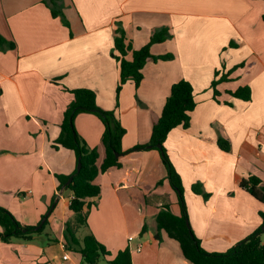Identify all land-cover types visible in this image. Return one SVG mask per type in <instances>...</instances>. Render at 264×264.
<instances>
[{"label": "crops", "instance_id": "obj_1", "mask_svg": "<svg viewBox=\"0 0 264 264\" xmlns=\"http://www.w3.org/2000/svg\"><path fill=\"white\" fill-rule=\"evenodd\" d=\"M42 1L0 0V34L15 43L12 50L0 49V207L22 226H37L50 210L42 233L0 240V264H81L65 230L75 220L68 207L72 194L59 189L56 178L71 175L77 165L74 152L55 142L73 100L66 89H91L101 109L115 111L126 152L149 141L172 84L189 81L196 102L189 126L173 129L164 147L182 180L190 227L202 248L215 253L260 228L264 205L239 184L254 175L264 187V0H62L70 27L52 18ZM217 1L227 4L217 7ZM188 7L194 12L185 13ZM115 20L132 49L167 27L171 37L150 52L174 56L148 60L139 86L126 82L117 100ZM215 71L216 79L226 80L214 99ZM244 86L248 101L231 95ZM74 127L96 148L99 168L101 121L80 113ZM218 138L229 143L228 151L218 147ZM196 183L207 199L192 191ZM94 184L100 193L84 200L85 234L76 227L78 240L92 234L110 252L107 259L127 248L132 264H191L178 242L157 229L161 207L180 215L158 150L121 155L119 167L98 173ZM49 234L55 235L51 246Z\"/></svg>", "mask_w": 264, "mask_h": 264}, {"label": "trees", "instance_id": "obj_2", "mask_svg": "<svg viewBox=\"0 0 264 264\" xmlns=\"http://www.w3.org/2000/svg\"><path fill=\"white\" fill-rule=\"evenodd\" d=\"M42 2L49 9L52 18H58L62 25L70 27L63 12L62 0H43ZM262 21L264 22V14ZM113 24V50L119 68V81L116 87L117 100L121 87L126 82L131 81L135 87L139 86L143 78L142 69L148 60L154 62L168 61L172 60L174 56L171 53L154 56L150 52L152 45L162 43L171 37L167 27L155 29L146 44L139 49H132L121 21L115 20ZM14 48V41L8 40L0 34V49L6 51ZM217 75L218 71H215L210 82L214 99L219 93L216 86L226 80L224 75L216 79ZM66 90L73 95V100L64 112L60 133L55 142L56 147L60 146L73 151L76 164L79 159L81 166L79 171L75 169L69 176L56 175V178L59 182L58 188L63 187L72 194L68 207L75 214V220L74 223L66 225L65 230L70 238L69 243L76 248V252L80 255L81 264H132L127 248L118 251L113 258L107 259L111 256L110 252L92 234L85 235L81 240H78L74 235V229L85 224V218L82 215L84 200L100 193L99 187L94 184V179L98 173L105 172L112 167H119L121 155L146 149L159 151L166 171V180L174 191L180 207L179 216L172 215L167 206L161 207L156 215L157 229L158 231L163 230L168 237L178 242L182 255L187 261L191 264H264V244L259 239L261 228L225 252L215 253L207 252L202 248L200 241L190 227L182 180L170 162L164 147V143L173 129L189 126L190 113L196 106L193 87L189 81L180 79L172 84L161 114L152 126L149 141L126 152H122L121 149V140L125 129L115 111L101 109L97 105L96 95L91 89ZM231 95L237 99L248 101L250 89L245 86L239 87ZM80 113L94 114L103 125L101 142L104 147V158L99 168L96 166L98 159L96 148L88 147L75 130L74 118ZM216 143L221 150H229V143L226 140L218 138ZM70 177L72 178L71 182L66 184ZM239 187L254 200L264 205V187L258 177L252 175L243 179ZM191 189L195 194L203 196L204 199L209 197L207 193L203 192L200 184H193ZM259 215L262 219V225H264V213L260 212ZM44 217L46 216H43L42 219ZM46 224L47 217L38 229L36 227L39 224L37 226H22L7 209L0 207V240L4 243H9L12 239L28 240L31 236L42 233Z\"/></svg>", "mask_w": 264, "mask_h": 264}, {"label": "rangeland", "instance_id": "obj_3", "mask_svg": "<svg viewBox=\"0 0 264 264\" xmlns=\"http://www.w3.org/2000/svg\"><path fill=\"white\" fill-rule=\"evenodd\" d=\"M220 1H217V2H214V5L216 6V5H218L217 7H219V6H222V3H224V4H227V3H225V2H221L220 4ZM225 7V6H224ZM184 10V12L186 13V12H189V13H192V12H194V10L195 9H190V7H188V9L187 8H185V9H183ZM261 233L259 234V239H260V242L262 243V244H264V231H263V229H264V225H261ZM85 227L83 226H81V229H80V231H79V233H78V235L79 236H83L85 233ZM42 236L43 237H46L45 236V234H42ZM48 238H50L51 240H53V242H47V239L45 240V242H46V244H49L50 246L51 245H53V243H54V239H55V235H53V234H49L48 235ZM13 240V239H12ZM11 240V241H12Z\"/></svg>", "mask_w": 264, "mask_h": 264}, {"label": "water", "instance_id": "obj_4", "mask_svg": "<svg viewBox=\"0 0 264 264\" xmlns=\"http://www.w3.org/2000/svg\"><path fill=\"white\" fill-rule=\"evenodd\" d=\"M80 166H81V163H80V161H79V159H78V162H77V165H76V169H77V171H79ZM71 180H72V178L70 177V178L67 180V183H66V184L70 183ZM49 212H50V210L47 211V213H46V215H45L46 217L48 216ZM46 217H44V218L41 220V222H40L39 225L36 227V229H38V228L41 227V225H42L43 222L45 221ZM263 230H264V229H263Z\"/></svg>", "mask_w": 264, "mask_h": 264}, {"label": "built area", "instance_id": "obj_5", "mask_svg": "<svg viewBox=\"0 0 264 264\" xmlns=\"http://www.w3.org/2000/svg\"><path fill=\"white\" fill-rule=\"evenodd\" d=\"M66 258H67V256H66V255H64V256H63V259H66Z\"/></svg>", "mask_w": 264, "mask_h": 264}]
</instances>
